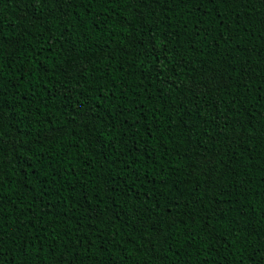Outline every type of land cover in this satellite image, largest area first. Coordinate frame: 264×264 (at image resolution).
<instances>
[{"label":"trees","instance_id":"1","mask_svg":"<svg viewBox=\"0 0 264 264\" xmlns=\"http://www.w3.org/2000/svg\"><path fill=\"white\" fill-rule=\"evenodd\" d=\"M0 264H264V0H0Z\"/></svg>","mask_w":264,"mask_h":264},{"label":"snow or ice","instance_id":"2","mask_svg":"<svg viewBox=\"0 0 264 264\" xmlns=\"http://www.w3.org/2000/svg\"><path fill=\"white\" fill-rule=\"evenodd\" d=\"M70 2H71V0H52L53 7L58 8L59 10H62L63 5L70 4ZM153 2H155V0H153ZM182 2L191 3L193 6H195L197 3V0H182ZM201 2H202V0H201ZM212 2H214V0H212ZM165 51H167L166 48H165ZM155 58H156L155 55H148L141 62L147 63V62H150L151 60H154ZM137 59H140V57H137ZM170 211L171 210L169 209V212Z\"/></svg>","mask_w":264,"mask_h":264}]
</instances>
